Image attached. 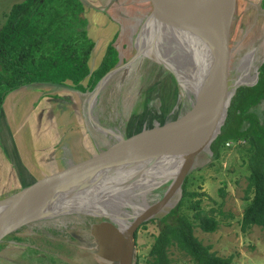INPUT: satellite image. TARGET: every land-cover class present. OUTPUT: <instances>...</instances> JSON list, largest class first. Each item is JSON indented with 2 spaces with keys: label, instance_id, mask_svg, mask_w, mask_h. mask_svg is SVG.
I'll use <instances>...</instances> for the list:
<instances>
[{
  "label": "rangeland",
  "instance_id": "1",
  "mask_svg": "<svg viewBox=\"0 0 264 264\" xmlns=\"http://www.w3.org/2000/svg\"><path fill=\"white\" fill-rule=\"evenodd\" d=\"M24 1L0 0V29L5 26L12 7ZM213 1L217 4L224 2V0H202V3ZM261 1L235 0L236 7L229 37V46L232 49L227 81L229 99L233 97L238 87L253 86L257 82L258 68L264 61V43H261L264 33V9L261 8ZM80 2L85 6L83 13L87 21L85 29L95 42L90 58L91 67L97 68L110 44L118 51L117 65L94 97L92 120L99 119L100 124L107 129H119L127 139L143 131L173 123L195 103V94L190 97L188 91H186L188 94L184 93V89L188 88L180 79V74L187 75L186 71H188L183 61H193L187 56L179 55L180 51L185 53L187 50L181 47L174 55L168 52L159 53L156 50V39L152 36V26L141 33L142 26L151 15L157 0H82ZM200 26L209 49L214 39V23H200ZM260 31H262L261 36ZM196 32L191 30V35H194L198 42ZM139 33L142 34L143 40L140 46ZM262 44L259 64L253 73L254 79L251 80L252 74L249 70L237 74L241 64L256 62L252 52ZM168 68L177 73V79ZM67 85L69 86L70 83ZM39 87H42L39 91L42 95H39L38 91H27L29 95L25 98L28 100L30 97L32 104L29 102L30 105H26V115L21 116V119L28 121V130L34 131L33 126L37 125L38 131L35 130L37 132L32 135L31 141L37 138V141L48 149L47 152H43L46 155L42 158L44 157L43 162L47 165L44 168L49 170L29 179L20 187L17 184L26 180L23 175L25 170L18 166V174H16L12 165L10 172L6 171L8 173L6 178L11 179L15 189L5 197L51 173L62 171L72 162L86 159L100 151V148L106 149L112 143L108 135H98L96 130L94 131L92 120L85 117L88 97L93 95L92 91L77 92L46 85ZM40 98L43 105L49 102L51 108L35 112L40 105ZM259 105L254 111L264 119V101ZM224 117L223 114L219 121V130ZM7 130L9 138L13 137L10 132L13 131L12 128L8 127ZM26 132L27 129L21 137L29 140V136L25 135ZM48 136L56 140L52 148L48 143L43 144ZM209 146L199 153L192 170L186 176V190L194 196L186 198L182 213L192 220L195 210L190 207L197 203L205 215L214 218L217 222V229L212 233H204L197 227L193 229L194 236L204 246H208L210 252L219 257H230L231 264H264V230L258 226H253L246 232L241 230L242 213L247 204L245 190L249 175L246 166L249 147L244 140L228 142L221 146L218 158H214ZM21 162L23 160H16V165ZM170 183V181L165 184L159 183L158 186L148 187L146 190L135 189L132 193L138 195L146 191L150 192L148 195L158 194L154 200L156 203ZM109 184L110 193L112 192L114 197L108 198L104 205H111L108 206L110 210L92 207L100 201L95 199L91 207L86 209L87 211L62 216L67 220L64 225L51 224L49 221L52 219H48L19 228L0 242V264H69L71 262L94 264L90 256L82 255L78 251L77 248L80 246L87 247V244L82 245L78 238L84 237L86 240L90 237L93 226L103 220V216L99 217L98 214H104L119 223L120 209L115 196L117 191L111 181ZM181 193L182 189L176 192L156 217L139 229L133 264H147L150 260L148 254L154 237L159 232V219L176 206ZM96 198L103 196L97 195ZM125 211L130 213L128 209ZM124 223L126 224V220L121 219L120 225H125ZM65 249L69 251L73 249L72 254ZM79 255L82 257L80 258ZM168 257L172 264H193L190 258L176 246L169 248ZM105 263L111 262L107 259Z\"/></svg>",
  "mask_w": 264,
  "mask_h": 264
},
{
  "label": "water",
  "instance_id": "2",
  "mask_svg": "<svg viewBox=\"0 0 264 264\" xmlns=\"http://www.w3.org/2000/svg\"><path fill=\"white\" fill-rule=\"evenodd\" d=\"M235 7V0H225L223 4H217L216 1L185 4L179 0H157L151 15L142 26L141 33L158 24L165 14L198 23L204 20L214 23V39L210 46L211 62L199 76L195 88V103L171 124L124 138L117 145L108 146L84 160L72 162L62 171L51 173L0 199V242L8 234L38 218L48 220L74 213L62 211L51 217L47 214L83 184L91 188L107 178L120 175L138 178L154 173L152 179L159 180L160 184L171 182L156 203L141 210L122 229L107 219L92 228V235L101 249V255L108 253L109 256L105 257L113 264H133V241L138 228L163 210L181 189L199 153L219 134V121L223 114L226 115L230 101L227 92L232 54L229 37ZM141 33L138 36L139 46L143 43ZM189 62L183 61V64L188 66ZM168 69L177 79V73ZM93 70L90 67V73ZM110 73L111 71L100 79L92 91L93 94ZM190 124V137L186 142L182 141L180 137L186 130V125Z\"/></svg>",
  "mask_w": 264,
  "mask_h": 264
},
{
  "label": "trees",
  "instance_id": "3",
  "mask_svg": "<svg viewBox=\"0 0 264 264\" xmlns=\"http://www.w3.org/2000/svg\"><path fill=\"white\" fill-rule=\"evenodd\" d=\"M80 1L25 0L12 7L5 26L0 29V106L9 93L32 84L93 91L100 79L115 68L118 51L110 44L102 61L90 73L95 42L85 29L87 21ZM261 8L264 9V0ZM257 65L254 63L255 71ZM258 73L253 86L236 89L219 134L209 146L214 158H218L221 146L228 142L244 140L249 147L242 232L253 226L264 230V119L254 111L264 101V61ZM186 184L185 179L176 206L159 219V232L154 237L147 264H172L168 257L172 246L184 252L193 264H231L230 257L210 252L194 236L195 227L212 233L217 222L205 215L197 203L190 207L195 210L192 220L182 213L186 198L194 196L187 192Z\"/></svg>",
  "mask_w": 264,
  "mask_h": 264
},
{
  "label": "bare ground",
  "instance_id": "4",
  "mask_svg": "<svg viewBox=\"0 0 264 264\" xmlns=\"http://www.w3.org/2000/svg\"><path fill=\"white\" fill-rule=\"evenodd\" d=\"M179 1H182L185 4L202 3V0H179ZM160 20L161 21H159L158 24H155L152 27V36L156 39L155 41L156 50L159 53L162 52L164 54L165 52H168L169 54L172 55H174L176 51L179 50V48L181 47H183V50L184 49L187 50L185 53L180 51L179 55H183L182 57L187 56L193 61L189 62L190 65L186 67V69L188 70L186 71L187 75L180 74V79L187 88H190V89H184L185 91L184 93H187L186 91H188L190 97L194 94L196 96L197 90L195 88H196V84L198 83L199 76L202 70H205L208 64L211 62L210 59L211 45L209 46L208 49V44L205 39V35H203L200 23L205 24V23H210L211 21L204 20V21H199L198 23L192 20H187L185 18L177 17L172 14H165L164 17H162ZM191 30L197 31L196 36L199 38L198 42L195 40L194 35H191ZM105 79L103 80V83L101 87L97 90V92H95L91 97H88L89 100L87 102V110L85 113L86 114L85 117L89 120L90 119L92 120L91 111L93 110L94 97L99 93V91L104 86L105 82L107 81ZM188 110L189 109H186L181 115L185 114ZM92 123L95 128L94 131L96 130L98 135L101 136L108 135L109 138L112 139L111 140L112 143L109 146L117 145L121 143L125 138V135L123 136V133L120 132L119 129H115V128L107 129L106 127L102 126L100 124L101 122L99 119L92 120ZM191 128H192L191 124L189 126L186 125V130L182 133L180 137L182 141L186 142L188 140L191 134ZM103 149L105 148H100V151H102ZM162 170L164 173H167L165 169ZM153 177H154V173H150L149 176L143 175L138 178H133L132 175L131 176L120 175L113 178H107L106 180H100L91 188H88L87 184H83L79 189L74 190L73 194L67 196L69 197L68 199L61 200L60 202L61 204L55 206L56 208L51 209L50 211L47 212V214H49L50 217L55 216L58 212H62V211H69V212L71 211L74 212L71 214H78L83 211H87L86 209L91 207L92 202H94L95 199L100 201L97 203L96 206H92V207H96L99 210L101 209L106 210V208L110 210V207L108 206L111 205L107 206L104 205V203L107 201L108 198L112 196L114 197L113 193L112 192L110 193L111 186L109 184V181H111L114 184L113 186L116 188L117 191L115 196L117 198L116 203L118 204V207L120 209L118 212L119 222L121 221V219H124L126 220V223H129L133 217L137 216L139 212H141V210L154 204L155 197L158 194L152 196V195H148V193L150 192H146V191L138 195L132 193V190L135 189L146 190L148 187L151 188L153 186H158L160 181L152 179ZM97 195H102L103 198H96ZM124 209L125 210L128 209L130 213L125 211ZM97 216L99 217L103 216L104 219L116 223V221L106 217L104 214H98ZM51 219L52 220L49 221L51 224L57 223L59 225H64L63 223L67 222L66 218L61 216L53 217ZM41 221L42 220L38 218L34 222L29 223L23 227H27Z\"/></svg>",
  "mask_w": 264,
  "mask_h": 264
},
{
  "label": "crops",
  "instance_id": "5",
  "mask_svg": "<svg viewBox=\"0 0 264 264\" xmlns=\"http://www.w3.org/2000/svg\"><path fill=\"white\" fill-rule=\"evenodd\" d=\"M261 34H262V31H260V36ZM261 43H264V33L262 35ZM260 48H263V44L259 48H256L254 52H252V55L256 61L255 63H258V64L260 60V55H259ZM248 52L251 53L250 51ZM90 64L92 65L91 61H90ZM245 70H249L250 74H252L251 80H253V76H254L253 73L255 72L254 64H241L239 66V69L237 70V74H240L241 71L244 73ZM39 86H43V84H32L29 86L19 88L9 93L6 97H4L2 104L0 106V199L4 198L5 195L7 193H10L12 189H15L13 188L14 186L12 184L11 179L6 178L8 174L6 173V171L10 172V169L12 167L15 168V171L17 172L16 174H18V171H17L18 166L22 168L23 170H25L23 175L26 178V180L24 179L21 182H19L20 184H17V186L19 185L20 187L23 186L22 184L24 183L26 184V182L29 181V179L33 177H37L41 175L42 172L44 173V171L49 170L48 168L47 169L44 168V167H47V165L43 162L44 157L42 158L43 155H46V154H43V152H47L48 149L43 147V145L37 141V138L34 141H31L32 135L36 134L35 132L38 131L37 125L35 124L36 127L33 126L34 131L28 130V125H29L28 121L21 119V116L26 115L25 113V110L27 112L26 105H30L29 102L32 101L30 97L28 100H26L25 97L29 95L27 91H30V92L38 91L39 92L42 89V87H39ZM52 87H56V86H52ZM63 88H66L68 90H73V89H70L69 87H63ZM38 94L42 95V92H39ZM55 94L59 95L58 93H55ZM22 95L23 97H21ZM41 99L42 98L39 99L40 105L39 107H37L35 112L43 111V109L45 110L46 108L48 109L51 108L49 102L43 105L41 103L42 102ZM32 107L33 106L31 105V108ZM21 108L23 110H21ZM40 120L42 121L43 118L41 117ZM8 127L12 128L13 130V131H10L13 134V137L11 138H9L8 136L9 134V131L7 130ZM17 128L22 129V130H19V129L17 130ZM25 129H27V132L25 133V135L29 136V140L21 137L23 133L25 132ZM55 142H56L55 139L53 140L51 136H48L47 141L44 142L43 144L48 143V146L52 148L55 145ZM16 160L17 161L23 160V162L19 163V165H16L17 164ZM65 250L67 251V249ZM35 251L36 250H34V252Z\"/></svg>",
  "mask_w": 264,
  "mask_h": 264
},
{
  "label": "flooded vegetation",
  "instance_id": "6",
  "mask_svg": "<svg viewBox=\"0 0 264 264\" xmlns=\"http://www.w3.org/2000/svg\"><path fill=\"white\" fill-rule=\"evenodd\" d=\"M103 220L102 221H104V218H102ZM106 220V219H105ZM100 223V222H99ZM146 224V223H145ZM118 227H120L121 229L123 228V227H125L126 226V224L125 225H120V222L118 223V224H116ZM144 225V224H143ZM143 225H141L139 228H138V230H137V232L135 233V235H134V247H133V251H134V256H135V249H136V239H137V233H138V231H139V229L143 226ZM78 240L79 241H81L82 242V245H86L87 244V247H83V246H80V247H78L77 249H78V251L80 252V254H82V255H88V256H90L91 257V259H92V261H94V264H106L105 263V261L107 260V258L105 257V256H109V254L108 253H106V252H104L102 255L100 254L101 252H100V250L101 249H99V246H98V244H97V242H96V239L94 238V236L91 234L90 235V237L89 238H86V240H87V242H86V240H85V238L83 237V238H78ZM89 247V248H88ZM71 248H73V246L71 245ZM74 249V248H73ZM73 249H71L70 251L67 249V251H69V253H71L72 254V252L71 251H73ZM79 257L81 258L82 256L81 255H79ZM111 262V261H110ZM133 262H134V260H133ZM69 264H74V262H71V263H69ZM110 264H113L112 262L110 263Z\"/></svg>",
  "mask_w": 264,
  "mask_h": 264
}]
</instances>
